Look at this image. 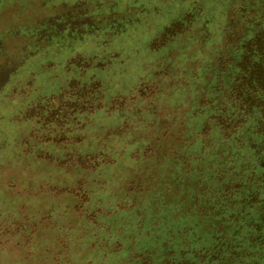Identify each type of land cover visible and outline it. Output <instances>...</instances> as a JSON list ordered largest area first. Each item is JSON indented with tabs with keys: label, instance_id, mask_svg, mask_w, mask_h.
<instances>
[{
	"label": "rangeland",
	"instance_id": "rangeland-1",
	"mask_svg": "<svg viewBox=\"0 0 264 264\" xmlns=\"http://www.w3.org/2000/svg\"><path fill=\"white\" fill-rule=\"evenodd\" d=\"M238 1L0 0V264H226L222 245L234 264H264V182L259 204L242 202L253 151L231 160L217 129L201 133L219 52L239 49ZM94 81L90 113L62 128L34 116Z\"/></svg>",
	"mask_w": 264,
	"mask_h": 264
},
{
	"label": "trees",
	"instance_id": "trees-1",
	"mask_svg": "<svg viewBox=\"0 0 264 264\" xmlns=\"http://www.w3.org/2000/svg\"><path fill=\"white\" fill-rule=\"evenodd\" d=\"M238 3L233 19L228 22L232 30L230 36L240 39H237L238 52L230 59H224L219 52L216 60L217 72L212 71L213 78L210 83L213 84L208 86L207 91L211 96L203 95L199 104L209 105L211 111L210 115L206 116V123L201 133L209 137L210 131L213 128L217 129L216 136L222 146L226 147L224 150L227 151V158L239 159L235 158L234 150L242 155L245 147L253 151L255 168L245 182L255 186L256 189L242 201L251 208L260 203L258 190L262 186L259 184L264 182V0H240ZM193 17V13H186L185 18L176 22L177 25L173 24L175 26L166 28L159 34L151 42V46L157 50L170 38L180 35L184 24L186 25L187 20ZM230 36L226 37V43L231 41ZM101 66H104V63ZM94 67L97 66L94 65ZM230 71L232 74L229 84L224 87L222 81ZM72 89H75L73 95L70 92ZM67 91L70 94L69 98L62 99L60 96L34 110L36 111L34 116L38 122L44 125L51 123L55 128H62L65 124L72 122L77 115L83 112L90 113L91 107L86 105L83 96L95 97L99 93V83L94 81L88 84H71ZM75 95H77L76 98L71 99ZM256 114L259 118L255 117ZM75 160L79 168L84 166L94 170L104 162V157L103 152L100 151L92 155L77 154ZM232 186L238 188L240 184L235 183ZM231 188L228 183L222 186L226 196L232 192L235 193V188ZM260 217L261 221L256 225L253 234L264 237V211L261 212ZM223 248V245L221 249L215 247L212 255L215 259L231 255L235 258L228 259L226 264H234L237 257L235 250L232 252L227 247Z\"/></svg>",
	"mask_w": 264,
	"mask_h": 264
}]
</instances>
